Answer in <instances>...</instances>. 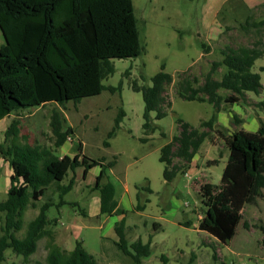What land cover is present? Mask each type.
Listing matches in <instances>:
<instances>
[{"label": "trees", "instance_id": "1", "mask_svg": "<svg viewBox=\"0 0 264 264\" xmlns=\"http://www.w3.org/2000/svg\"><path fill=\"white\" fill-rule=\"evenodd\" d=\"M254 12L255 9L241 25L245 34L252 30L256 34L262 33L264 19L255 18ZM0 28L6 39L0 47V121L47 103L54 102L63 107L69 100L99 95L107 89L103 80L115 72L113 59L138 57L145 49L133 0H0ZM202 47L209 52L210 46L203 43ZM221 54L222 59L212 62L203 81L189 72L178 81L179 97L209 102L216 112L200 127L178 118L180 133L161 149L160 160L166 163L164 177L169 182L181 170V163L175 159L189 163L199 151L209 135L201 127L213 128L221 103L247 101V93L259 95L263 88L260 73L252 68L256 60L264 56V41L258 39L250 46L226 45ZM221 66L227 71L218 80L214 74ZM151 80V85H139L136 81L132 85L134 91L143 95V128L147 134L157 128L154 119L166 116V108L172 105L165 91L173 76L165 71V64ZM220 89L231 94L224 97ZM255 105L264 112V99ZM123 115L125 112L121 110L109 138L115 135ZM234 117L240 121L236 115ZM50 124L52 147L27 141L18 143L19 119L12 120L5 131V142L0 144V156L13 170L7 197L0 201V264L10 259L6 257L7 249L22 256L23 262L41 264L31 257L44 238L48 239V264H96L94 257L85 250L83 241L78 240L72 250L64 249L51 227L52 224L56 226L58 220L48 217L52 206L60 208L67 203L65 196L76 184L79 167L83 168L84 179L90 169L100 167L93 187L100 193V213L125 214L118 207L114 185L104 182L107 170L115 165L116 159L107 162L104 158L92 159L83 153L82 143L74 156H57L53 147L64 145L75 130L66 126L63 111L58 109L53 110ZM216 131L224 138L230 154L220 184L207 182L201 185L205 214L199 228L220 242L228 243L236 233L251 187L264 188L261 171L264 133L261 129L255 132L239 129L230 134L221 128ZM70 172L73 174L64 184ZM53 184L57 185L59 201L47 200L39 204ZM30 208H38V213L25 223V214ZM137 208H145L140 199ZM82 214L86 215V212L83 210ZM115 231L118 236L116 246L132 256L135 264H143V258L151 254V243L141 239L129 242L125 217L116 223ZM194 262L195 256H192L186 264Z\"/></svg>", "mask_w": 264, "mask_h": 264}, {"label": "rangeland", "instance_id": "2", "mask_svg": "<svg viewBox=\"0 0 264 264\" xmlns=\"http://www.w3.org/2000/svg\"><path fill=\"white\" fill-rule=\"evenodd\" d=\"M133 2L145 48L143 53L134 58L113 59L115 72L103 80L107 89L99 95L69 100L63 107L54 102L47 103L4 118L0 122V144L5 142V131L12 120L19 119L18 143L27 141L52 147L50 121L53 110L58 109L63 111L66 126L73 127L76 136L74 148H69V143L53 147L57 156H74L82 143L83 153L92 159L104 158L107 162L116 158L105 181L114 185L118 207L125 214H103L89 219L82 214L83 210H88V198L93 195L100 197V193L93 189L96 177L92 175L83 179L82 168L76 170V184L65 196L67 203L60 208L52 206L48 211L50 219L58 220L56 226L52 224L51 227L60 245L72 250L78 240L83 241L85 250L94 257L96 264H135L132 256L125 254L115 244L118 240L115 225L123 217L129 242L141 239L144 243H151V254L143 258V264H186L192 256H195V264H264V197H254V187L232 240L222 243L199 229V221L205 214L201 185L207 182L220 184L230 154L224 138L216 129L221 128L227 134L239 129H264V112L255 105L264 99V56L258 58L252 68L261 75L263 88L260 94L249 92L247 101L221 103L213 128L201 127L209 135L191 164L175 159V162L181 163V170L169 182L164 177L166 164L159 160L161 148L180 133L178 118L200 127L216 112L215 106L209 102L179 97L177 84L181 77L189 72L203 81L211 70L212 62L222 59V48L226 45L250 46L258 39L264 41V28L261 34H256L255 30L245 34L241 30L245 20L228 14L221 20L223 28L219 39L211 42L204 25L206 0ZM256 8L254 17L264 19V6L258 5ZM5 43L0 28V47ZM203 43L210 46L209 52L204 51ZM162 64H165V71L173 76L172 83L167 85L165 91L172 105L166 108L167 114L161 119L155 118L156 112L152 114L157 128L147 134L143 128V95L134 91L132 85L135 81L139 85H151L152 77L161 70ZM226 71L227 68L221 66L214 74L215 78L220 80ZM219 92L224 97L231 94L225 89ZM121 110L125 115L121 117L115 135L109 138ZM235 115L240 121L235 119ZM253 118L258 123L257 127L251 122ZM1 159L0 201L6 199L10 186L9 164ZM94 171L99 172L97 168ZM72 174L70 172L64 184L68 183ZM90 180L92 182L88 183ZM260 192L264 195V189ZM59 199L57 185L53 184L39 204L47 200L58 202ZM139 199L145 204L143 210L137 208ZM37 213L38 208H30L25 214V223ZM155 223L160 225V229L155 227ZM47 241V238L42 239L37 252L31 257L41 264H48ZM6 257L10 259L3 264H28L11 249L6 250Z\"/></svg>", "mask_w": 264, "mask_h": 264}, {"label": "crops", "instance_id": "3", "mask_svg": "<svg viewBox=\"0 0 264 264\" xmlns=\"http://www.w3.org/2000/svg\"><path fill=\"white\" fill-rule=\"evenodd\" d=\"M263 3H264V0H206V6H205V11H204V15L206 16V22H204V25H206L207 32H208L207 36H208L209 40L211 42H214V41H217V39H219V35L222 33V28H223L222 24H221L222 18L228 16V14H233L234 17H236V18L240 17L241 19L246 21L247 16L250 14V12L252 10H254L256 7H258V5H261ZM201 22H202V19H201ZM247 94H249V93H247ZM219 116H221V115L219 114ZM218 120L220 122V119H218ZM251 122H253L254 127L258 126V123H257V121L254 118L251 120ZM252 132H255V131H252ZM75 136H76V133L74 132V134L72 135V139L68 140L62 146H65V145H67L69 143L70 144L69 148H74L73 144H74V141H75V139H74ZM109 145H110V143L108 144V146ZM160 157H161V155H160ZM115 159L116 158H114V160ZM1 160L3 161L4 159L2 158ZM4 161H6V160H4ZM160 162H162V161L160 160ZM162 163H164V162H162ZM189 163L191 164L192 161L189 162ZM6 164L8 165L9 162L6 161ZM8 166L10 167V173H9V177H10L11 174L13 173V170H12L10 164ZM113 167H111V168H109L107 170L106 178L109 175L108 171L109 170L111 171ZM79 168H82V167H79ZM96 168L100 172V167L99 166L94 167V168L89 170L86 179L89 178L92 175L94 177H97L99 172L97 173L96 171H94ZM82 170H83V168H82ZM93 171H94V173L91 174ZM261 171L264 174V159H263L262 164H261ZM76 176H77V174H76ZM106 178L104 179V182H107V181H105ZM91 182H92V180H90L88 183H91ZM253 187L255 188L254 189L255 190L254 191V194H255L254 197L255 196L256 197L261 196L263 198L264 195L260 192V190H262V189L258 190L254 185L251 187L249 195L251 194V191H252ZM249 195H248L247 200L249 199ZM115 198H116V194H115ZM247 200H246V202H247ZM87 205H88L87 206L88 210L87 211L84 210V211L86 212L85 217H87L88 219L90 217L97 218V217H100L101 215H103V214L100 213V197H98V195H93L92 197L88 198ZM200 221H199V223H200ZM155 227L160 229V225L158 223H155Z\"/></svg>", "mask_w": 264, "mask_h": 264}, {"label": "water", "instance_id": "4", "mask_svg": "<svg viewBox=\"0 0 264 264\" xmlns=\"http://www.w3.org/2000/svg\"><path fill=\"white\" fill-rule=\"evenodd\" d=\"M262 131H263V133H264V129L262 128Z\"/></svg>", "mask_w": 264, "mask_h": 264}, {"label": "built area", "instance_id": "5", "mask_svg": "<svg viewBox=\"0 0 264 264\" xmlns=\"http://www.w3.org/2000/svg\"><path fill=\"white\" fill-rule=\"evenodd\" d=\"M70 139H72V138H70ZM70 139H69V140H70Z\"/></svg>", "mask_w": 264, "mask_h": 264}]
</instances>
